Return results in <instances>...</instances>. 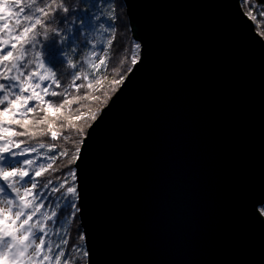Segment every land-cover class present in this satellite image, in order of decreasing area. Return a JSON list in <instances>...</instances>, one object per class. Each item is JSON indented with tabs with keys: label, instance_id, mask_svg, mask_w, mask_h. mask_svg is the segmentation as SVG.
Here are the masks:
<instances>
[{
	"label": "water",
	"instance_id": "obj_1",
	"mask_svg": "<svg viewBox=\"0 0 264 264\" xmlns=\"http://www.w3.org/2000/svg\"><path fill=\"white\" fill-rule=\"evenodd\" d=\"M123 1L143 66L75 165L90 264H264V37L239 0Z\"/></svg>",
	"mask_w": 264,
	"mask_h": 264
},
{
	"label": "snow or ice",
	"instance_id": "obj_2",
	"mask_svg": "<svg viewBox=\"0 0 264 264\" xmlns=\"http://www.w3.org/2000/svg\"><path fill=\"white\" fill-rule=\"evenodd\" d=\"M239 3L264 37V7ZM126 28L116 0H0V264H90L73 165L93 106L143 66Z\"/></svg>",
	"mask_w": 264,
	"mask_h": 264
},
{
	"label": "trees",
	"instance_id": "obj_3",
	"mask_svg": "<svg viewBox=\"0 0 264 264\" xmlns=\"http://www.w3.org/2000/svg\"><path fill=\"white\" fill-rule=\"evenodd\" d=\"M253 3H256L259 6L264 7V0H253ZM116 4H117L118 13L124 17V20L127 23V28L118 32L117 39L122 40L124 43H126L130 46L133 42H135V39L133 38L132 33H131L130 24L128 21V16L126 13L125 5H124V2L122 0H116ZM79 7H84V5L80 4ZM244 9L245 10L247 9L246 11H248L247 6H245ZM105 11L107 12V9H105ZM261 27L264 28V25H262ZM113 94L114 93L110 94L111 97L113 96ZM102 99H103V97H102ZM96 107H100L102 109L104 107V105L102 103H100L98 105H94L93 110H95ZM84 127L87 128L86 125H84ZM87 130H88V128H87ZM73 167L75 168V165H73ZM261 209H264V205L261 207ZM77 223L80 224V219L77 220ZM74 229H75V225H73V231H72L73 236H75V230Z\"/></svg>",
	"mask_w": 264,
	"mask_h": 264
},
{
	"label": "rangeland",
	"instance_id": "obj_4",
	"mask_svg": "<svg viewBox=\"0 0 264 264\" xmlns=\"http://www.w3.org/2000/svg\"><path fill=\"white\" fill-rule=\"evenodd\" d=\"M123 1V0H122ZM124 2V1H123ZM247 10V9H246ZM259 31L261 30L260 28H257ZM98 39H99V37H98ZM135 42H137L136 40H135Z\"/></svg>",
	"mask_w": 264,
	"mask_h": 264
}]
</instances>
